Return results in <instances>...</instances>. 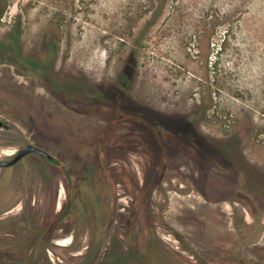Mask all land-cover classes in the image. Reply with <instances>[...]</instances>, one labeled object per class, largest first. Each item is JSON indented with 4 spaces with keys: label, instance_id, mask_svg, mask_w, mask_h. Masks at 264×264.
<instances>
[{
    "label": "rangeland",
    "instance_id": "rangeland-1",
    "mask_svg": "<svg viewBox=\"0 0 264 264\" xmlns=\"http://www.w3.org/2000/svg\"><path fill=\"white\" fill-rule=\"evenodd\" d=\"M1 3L0 264H264V0Z\"/></svg>",
    "mask_w": 264,
    "mask_h": 264
},
{
    "label": "trees",
    "instance_id": "trees-1",
    "mask_svg": "<svg viewBox=\"0 0 264 264\" xmlns=\"http://www.w3.org/2000/svg\"><path fill=\"white\" fill-rule=\"evenodd\" d=\"M196 121L197 119H196L195 114H190L183 120L184 124H186L189 127L192 126V129L194 132L198 131L197 127L195 126ZM208 142H211V141H208ZM209 144L210 143H208V145ZM214 144L217 145V147H219L221 150H223L224 152L223 155L225 157L231 159L232 161H234L235 156H242L241 150L239 148V137L238 136H235L229 139L216 140Z\"/></svg>",
    "mask_w": 264,
    "mask_h": 264
},
{
    "label": "flooded vegetation",
    "instance_id": "flooded-vegetation-1",
    "mask_svg": "<svg viewBox=\"0 0 264 264\" xmlns=\"http://www.w3.org/2000/svg\"><path fill=\"white\" fill-rule=\"evenodd\" d=\"M1 1L2 0H0V19H4V16L3 15H4L5 9H4V5H2ZM21 23H22L21 20H20V22H18V24L14 23L13 29H12V33L9 35V40H11L10 47L13 48V49H15V50H17L18 52H21L22 49H23V46H22V43H21V39H20L21 33H22ZM40 68H42V64L40 65ZM0 120L3 121V123L0 124V128H2L4 130L11 128L10 123H8L7 121L3 120L2 118H0ZM53 158H54V156L52 155V159ZM52 159H50V160H52ZM261 251H263L262 252L263 255L261 257L264 258V248Z\"/></svg>",
    "mask_w": 264,
    "mask_h": 264
},
{
    "label": "water",
    "instance_id": "water-1",
    "mask_svg": "<svg viewBox=\"0 0 264 264\" xmlns=\"http://www.w3.org/2000/svg\"><path fill=\"white\" fill-rule=\"evenodd\" d=\"M3 121L0 120V124H2ZM37 152L40 153L43 156L48 157L49 159H52V155L43 147L34 144V143H28L24 145L12 158L10 159H0V166H11L17 163L19 160H21L26 155Z\"/></svg>",
    "mask_w": 264,
    "mask_h": 264
}]
</instances>
